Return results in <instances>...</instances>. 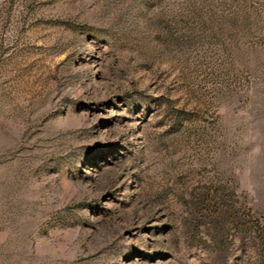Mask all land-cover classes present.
<instances>
[{
    "label": "rangeland",
    "instance_id": "obj_1",
    "mask_svg": "<svg viewBox=\"0 0 264 264\" xmlns=\"http://www.w3.org/2000/svg\"><path fill=\"white\" fill-rule=\"evenodd\" d=\"M0 264H264V0H0Z\"/></svg>",
    "mask_w": 264,
    "mask_h": 264
}]
</instances>
